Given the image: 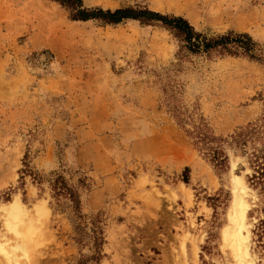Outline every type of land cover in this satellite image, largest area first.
Wrapping results in <instances>:
<instances>
[{"label": "rangeland", "instance_id": "374dc122", "mask_svg": "<svg viewBox=\"0 0 264 264\" xmlns=\"http://www.w3.org/2000/svg\"><path fill=\"white\" fill-rule=\"evenodd\" d=\"M84 1L181 15L208 36L248 33L264 51V0ZM261 157L262 61L192 54L138 20L73 21L52 0H0V245L12 255L0 264H239L224 240L236 192L245 264H264ZM58 176L80 212L55 193ZM14 203L22 235L9 229Z\"/></svg>", "mask_w": 264, "mask_h": 264}, {"label": "trees", "instance_id": "16d2710c", "mask_svg": "<svg viewBox=\"0 0 264 264\" xmlns=\"http://www.w3.org/2000/svg\"><path fill=\"white\" fill-rule=\"evenodd\" d=\"M59 3L69 12V17L73 21H97L102 25H117L126 20H138L145 25H159L172 32V34L182 43V46L192 54H219V55H236L247 56L251 59L260 60L264 63V51L258 46V43L248 33H236L230 31L225 34L208 36L198 31L190 21L181 15L165 14L160 11L153 10L147 6H124L116 9H105L99 6H87L84 0H52ZM197 142L204 140L201 135ZM209 155L212 156L216 165L221 168L224 164L222 153L217 149L201 146ZM262 163L264 164V157ZM186 175L189 168L185 169ZM186 182L189 177L184 176ZM55 193L69 197L73 201L75 211H79V196L77 191L69 186L62 176H58L53 184ZM77 212V213H78ZM81 216V215H80ZM94 229V243L96 245V253L99 255V247L102 237L99 234L100 229L97 223ZM98 228V229H97ZM101 230V229H100ZM101 233V231H100ZM78 239L81 242L80 238ZM79 264H88L87 261L81 260Z\"/></svg>", "mask_w": 264, "mask_h": 264}, {"label": "bare ground", "instance_id": "6f19581e", "mask_svg": "<svg viewBox=\"0 0 264 264\" xmlns=\"http://www.w3.org/2000/svg\"><path fill=\"white\" fill-rule=\"evenodd\" d=\"M240 184L239 179L237 181ZM234 206L236 208V215L231 216V220L233 222V227L226 228L224 230V240L231 243V246L237 251L239 264H245V256H247V249L244 248V243L247 239V236H244L243 229L246 228V224H244L245 214L247 210V205L244 203L242 196L239 192H236ZM8 215V214H7ZM22 209L19 204H13L12 208L9 210V217L13 220L9 222V229L13 230V232L19 235H22L19 230V225L22 219ZM8 221V220H7ZM20 222V223H19ZM0 252L5 253L8 257H11L7 250L0 245Z\"/></svg>", "mask_w": 264, "mask_h": 264}]
</instances>
